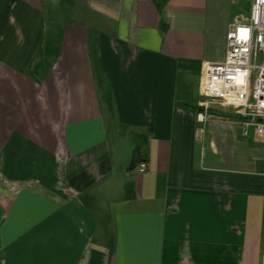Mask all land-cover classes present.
<instances>
[{
  "label": "crops",
  "instance_id": "0c3cea01",
  "mask_svg": "<svg viewBox=\"0 0 264 264\" xmlns=\"http://www.w3.org/2000/svg\"><path fill=\"white\" fill-rule=\"evenodd\" d=\"M246 1L0 0V264H264V139L195 108Z\"/></svg>",
  "mask_w": 264,
  "mask_h": 264
},
{
  "label": "built area",
  "instance_id": "2783aa9c",
  "mask_svg": "<svg viewBox=\"0 0 264 264\" xmlns=\"http://www.w3.org/2000/svg\"><path fill=\"white\" fill-rule=\"evenodd\" d=\"M197 120L207 121L208 106L243 117L235 121L244 134L253 130L264 139V0H253L249 18L232 26L222 62H207L202 69ZM147 169L141 164L140 172Z\"/></svg>",
  "mask_w": 264,
  "mask_h": 264
},
{
  "label": "rangeland",
  "instance_id": "374dc122",
  "mask_svg": "<svg viewBox=\"0 0 264 264\" xmlns=\"http://www.w3.org/2000/svg\"><path fill=\"white\" fill-rule=\"evenodd\" d=\"M251 0H247L246 3H247V8H245V11H240L241 14H244V15H247V17L249 18V15H250V7H251ZM243 15V16H244ZM196 96L197 93H196ZM198 98V97H197ZM200 99V98H199ZM200 107V106H199ZM203 108V107H202ZM207 111L209 112V118L208 121L210 122H216V123H219V124H224L226 125V123H230V121H232L233 119L232 118H229V117H224L223 114H233V112L231 111H225V110H222L216 106H208L207 108ZM217 112L218 114H214V113H211V112Z\"/></svg>",
  "mask_w": 264,
  "mask_h": 264
},
{
  "label": "trees",
  "instance_id": "16d2710c",
  "mask_svg": "<svg viewBox=\"0 0 264 264\" xmlns=\"http://www.w3.org/2000/svg\"><path fill=\"white\" fill-rule=\"evenodd\" d=\"M195 108H198V109L202 110V108L199 107V106H195ZM211 113L218 114L217 112H214V111L211 112ZM223 116H224V117L233 118V119H236V120H238V119H242V118H243V117H241V116H239V115H233V114H223Z\"/></svg>",
  "mask_w": 264,
  "mask_h": 264
}]
</instances>
